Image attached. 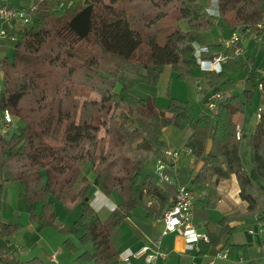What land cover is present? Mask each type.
<instances>
[{"label": "trees", "instance_id": "1", "mask_svg": "<svg viewBox=\"0 0 264 264\" xmlns=\"http://www.w3.org/2000/svg\"><path fill=\"white\" fill-rule=\"evenodd\" d=\"M74 1L82 4L58 17L28 7L30 25L17 31L12 57L0 59V112L9 111L22 124L8 135L0 134V214L9 182L23 187L19 199L38 231L66 233L54 204L77 203L80 222L72 231L81 245L92 244V252H82L74 262L123 264L114 235L129 213L142 209L147 219L160 220L175 196L176 185L144 173L149 157L165 160L163 129L173 126L201 162L187 189L195 196L194 218L204 222L207 246L220 245L229 261L239 255L248 262L251 245L243 241L240 228L253 224L264 229V107L249 138L248 160L240 154L242 134L237 137L234 119L258 87L264 105V75L251 69L246 79L250 89L221 93L226 70L243 69L246 63L242 56H230L221 43L206 41L213 17L199 0H55ZM216 7L231 33L260 36L256 27L264 0H216ZM202 45L207 50L201 60L227 56L220 72L201 73L212 95H218L212 114L193 116L188 102L174 98L161 109L154 99L131 92L135 84L156 85L164 74L174 73L179 80L191 77L199 67L196 47ZM232 175L245 212L225 213L211 222L208 212L221 199L218 184ZM95 191L115 195L114 210L95 211L89 202ZM20 229L18 220H0V264H42L38 258L24 263L16 259L17 248L9 239ZM63 244L75 249L68 239Z\"/></svg>", "mask_w": 264, "mask_h": 264}, {"label": "rangeland", "instance_id": "2", "mask_svg": "<svg viewBox=\"0 0 264 264\" xmlns=\"http://www.w3.org/2000/svg\"><path fill=\"white\" fill-rule=\"evenodd\" d=\"M201 1L204 4L206 3V0H201ZM18 2L22 6H27V7L36 6L37 8L48 10L52 17H58L66 8L68 7L75 8L82 1H74L72 4L64 3L62 5L61 3L55 2V0H39V1L18 0ZM212 29L215 30V28H212ZM254 34L255 33H252L250 37H253ZM224 35L226 36V33H224ZM223 38L226 39V37H223ZM246 41L247 40L245 39V42ZM246 49H247L246 50L247 54L236 55V58L241 57V56L243 57L242 64L246 63L244 68L226 70V73H228L231 78L225 84L228 90L243 91L244 87L247 89H250L251 87L250 82L246 80L247 73L251 69H254V68H257L258 73L260 72V70L264 69V37L262 39H260V36L257 39L253 38L252 41H249ZM5 51L7 52V50ZM11 51H12L11 49L8 51V55H10V57H12L11 55L13 54V52ZM230 56L232 55L230 54ZM247 57L251 59L250 61L253 64L250 63V61L247 63L246 61ZM197 68H200V67H197ZM198 82L200 83L202 88H205L204 87L205 83L203 81L201 80L194 81L192 79V76L184 80H179L176 78V75L174 73H171L169 76H166L164 74L161 76L159 82L156 85H146V84H141V83L135 84L132 86L131 92L140 98L149 97V98L154 99L157 103V106L161 109L165 108L168 105L170 98H174L179 101L188 102L191 106L192 115L196 116L197 113L202 109L201 108L202 102L200 100L201 94L199 91H197ZM2 87H3V81L0 76V90L2 89ZM117 89H120V86H118ZM229 93H231V91H229ZM261 100L262 99H261L260 93L255 91V93H253L251 97L250 104H248L247 108L245 109L246 112L244 111L243 113L244 123L242 126V130L241 128L239 129H240V132L242 131V134H243V136L240 139V153H241V156L244 158V160L249 159V158L248 159L246 158L248 157L250 153L249 138L255 128L257 113L259 111L260 103L262 104ZM205 108H206L205 111L207 113H210V111L207 109L208 106H205ZM17 126L18 127L22 126L20 121L18 122ZM13 127H14V124H13ZM163 140L166 142L168 146H169L168 143H171L172 147L173 145L174 147H177L182 142V133L173 126H167L163 129ZM155 165H156V162H154L153 159L148 161V164H147V167L144 173H150L155 179H157L156 174H155ZM56 171L59 174L63 172L61 168H56ZM186 179H187V176H186ZM94 196H96V194H94L93 197ZM93 197L91 196L89 197L90 198L89 202L91 203L92 206L94 205V207L99 206L98 201H94ZM106 197L109 198V196H106ZM56 204L60 205V207H56L58 224L61 228L67 231L66 233H61L60 231L54 228H42L39 231L37 230L38 226H35L34 228H29L30 223H29L28 211L27 209H25L26 207H24L22 203L18 206L19 211L24 214L22 215V218L19 220L17 216H15V219L14 217L10 216L8 223H12L18 220L19 223L24 225V228H21L10 238L11 244H13L15 247L16 246L18 247V251L20 253L16 251L15 257L21 263H24L25 261H28L32 258H39L42 261L41 262L42 264H76L74 262V259L76 258V256H78V254H80L84 250L92 251V244L88 242L84 245H81L78 242V237L75 236L72 231V227L74 223L80 222V215H81L80 206L77 203L63 205L61 203L55 202V205ZM6 206L4 209H6ZM107 207H110V205ZM7 211H9L8 214L11 215V211L10 210H7ZM215 212L218 214V217L221 216L218 211H215ZM103 213L106 214V212H103ZM216 213L213 214L214 217ZM130 217L132 218L130 223L125 222L119 228L118 233L114 235L117 249H119L120 252L123 250L121 247L122 244L128 243V239L130 237L131 238L133 237L135 239V236H132V234L134 233V231L131 230L132 227H134L135 230H138L137 232L139 231L144 232L145 229L148 232H150L151 230L152 231L155 230L154 221L146 218L144 210L136 209L133 211V213L130 214ZM196 223L199 226L202 225L201 221H197ZM259 229L260 228L258 227L255 233H259L260 232ZM242 231H243V228L240 230L241 235H242ZM171 237L172 235H168L165 238H163V241L165 242L167 240H170ZM65 239H68L74 245L75 251L74 250L71 251L66 245L63 244ZM202 248H204V246H202ZM55 252H57L56 262L51 263L49 261V257ZM209 257L211 258L212 256H209ZM163 263L164 264H178V258L172 254L171 256L166 257L163 260ZM213 263L214 264H225V261H221L220 259H215ZM132 264H144V262L142 260L132 261Z\"/></svg>", "mask_w": 264, "mask_h": 264}, {"label": "crops", "instance_id": "3", "mask_svg": "<svg viewBox=\"0 0 264 264\" xmlns=\"http://www.w3.org/2000/svg\"><path fill=\"white\" fill-rule=\"evenodd\" d=\"M8 1L11 5H13L15 7H24V6L20 5L18 0H8ZM199 2L205 7V10L208 8H212L209 10L211 13H214L213 7H215V5H216V0H206L205 4L201 0H199ZM72 3L73 2H71L70 4H72ZM81 4H82V2L78 6H80ZM212 19L214 22L212 28H215V30H213L211 28L209 31L204 33L206 41L209 43H213V42L220 43V40L228 39L229 36L231 35V31L225 27L224 23L219 19L218 16H214ZM184 27L186 28L185 24H184ZM224 33H226V36L224 35ZM251 35H252V33H250V34L241 33L242 45L244 48V53H243L244 55L247 54L246 48H247L249 41H252L253 38L257 39L255 34L253 37H250ZM223 37H226V39ZM263 37H264V31L260 33V39H262ZM245 39L247 40L246 42H245ZM14 43H15V41H12L10 39H4V40L0 41V59L5 58V57L11 58L10 55H8V51L11 49L12 50L11 52H13ZM5 50H7V52ZM232 56H236V55H232ZM247 58H249V57H247ZM242 59H243V57H242ZM222 68H223V64L221 65V70H222ZM217 69H218V67H217ZM255 69L257 70V68H255ZM191 72H192V79L194 81L195 80H201L205 83V85H204L205 88H202V86L198 82L197 83V91H199L201 94L200 100L202 102V106H201L202 109L199 112H206L205 106H208V97L212 96V94H213L212 89L207 87L205 80L201 77V73L203 72L201 70V68L193 69ZM258 74L260 77H262L264 75V69L260 70V72ZM0 76H1V78L3 77V71H2L1 67H0ZM230 79H231L230 75L227 73V81ZM225 84H222L220 86L221 91H222L221 93L236 94V93L242 92L240 90H233V91L228 90L226 88ZM245 89H247V88L244 87L243 90H245ZM229 91H231V93H229ZM256 91L259 92V87L257 88ZM233 92H235V93H233ZM205 100H206V102H205ZM263 107H264V105H262L260 103L259 109H261ZM207 109L210 111V113H207V112L206 113L212 114L213 111L209 107ZM243 113L238 114L237 116H235V119H234L235 123L237 124V126L239 128H241V130H242V126L244 123V118H243L244 114ZM18 122H19V120L17 118L13 117V124H14L13 129L16 130L17 128H19L17 126ZM256 123H257V117H256ZM256 123H255V125H256ZM240 133L242 134V131ZM242 136H243V134L241 135V137ZM185 139L186 138H185L184 134L182 133V142L177 147H174V145L172 147L171 143H168L169 144L168 150H174V151H177L179 153V155L176 159V162H175L174 172L172 174L173 182L171 183V185L177 186L178 183H184L185 187L191 188L192 186L190 185L189 182H190L192 176L194 175V173L201 166V162L196 161L191 154L186 153L185 150L187 147L185 146ZM246 158L248 159L249 155ZM151 159H153L154 162H156V160H157L154 157H149L148 161H150ZM188 174H189V176H188ZM186 176H187V179H186ZM87 177L90 180L93 178L91 171H89L87 173ZM194 189L196 192V188H194ZM22 190H23V187L18 185L15 182H9L5 185V189H4L3 195H2V211L0 214V220L9 222L10 216L14 217V219H15V216H17V218L19 220L22 218V215H24V214L19 211V207H18L22 203V202H19V201H21L19 199V194L22 192ZM217 191L220 194L221 199H220V201H218L217 206L213 210H210L208 212L209 221L216 222V221L220 220L221 217L223 216V214H225V213H231L234 211L245 212L246 204L239 199V195H238L239 187L237 184L236 177L234 175H232L230 177V179L220 182L218 184ZM94 194H96V196H94L93 199H94V201H98V205H99V206H95V207H94V205L92 206L95 209V211L97 210V212H98L102 209H106V210H110V211L114 210V208L117 204V197L115 195L109 196V198H111V199H109L108 197L104 196L99 191H95ZM97 195H98V197H97ZM6 204H7V206H6ZM109 205H110V207H107ZM5 206H6L7 210L11 211V215L8 214L9 211L4 209ZM54 206H55V212L57 214L56 207H60V205L54 204ZM24 207H26V206L24 205ZM97 207H98V209H97ZM25 209H27V208H25ZM215 211H218L221 216L218 217V214ZM131 213H133V211L130 212L128 215V218L126 220V222H128V223H130V221L132 219L130 217ZM214 213H216L215 217L213 216ZM160 220L154 221V223H155L154 229L155 230H153V231L151 230L150 232H148L146 229L144 232H141V231L137 232L138 230H135L134 227H132L131 230L134 231L132 236H135V239L133 237L132 238L130 237L128 239V243L122 244L121 247L123 250L120 252L118 249L119 259H120V254H122L128 250L131 252H135L138 249H140L142 246L148 245L152 241H155L158 238H160V231L162 229V223ZM195 221L196 220L194 218V224H195L197 230L200 232H206V229L204 227V222H201L202 225L199 226ZM29 223H30L29 228H34L35 226H37L36 224L31 223L30 221H29ZM19 224H21V223H19ZM258 227L260 228L259 225L248 224L243 228V231H242L241 237H242L243 241L245 243L251 245V248L248 250V256H249L248 262H242L239 255L236 256L235 261H229L228 259H220V260L225 261V264H263V262H262L263 252H261L260 244L262 242H264V229L260 228L259 229L260 232L255 233L256 229ZM21 228H24L23 224H21ZM241 229L242 228H240V230ZM249 229L253 230L254 234H249L247 231ZM168 235H172L171 239L164 242L163 238H165ZM168 235L161 238V249L163 251H165V253L167 254V257L171 256L172 254L175 255L178 258V264H206L209 260H212L211 258L214 257L216 253L222 251L220 245H218L216 247H208L206 244H202V243L195 244L192 249L188 250V249H186L185 243H184L181 236H179L176 233H172V234H168ZM251 236H252V238H251ZM9 241H10V239H9ZM202 246H204V248H202ZM16 248L18 251L17 246H16ZM85 251L86 250H84L82 252H85ZM86 252L91 253L92 251L87 250ZM18 253H20V252L18 251ZM209 256H212V257L210 258ZM139 260L143 261L142 258H140V259H132L131 258L130 264H132V261H139ZM214 260H213V262H214ZM159 263L164 264L163 261H159L157 264H159Z\"/></svg>", "mask_w": 264, "mask_h": 264}, {"label": "built area", "instance_id": "4", "mask_svg": "<svg viewBox=\"0 0 264 264\" xmlns=\"http://www.w3.org/2000/svg\"><path fill=\"white\" fill-rule=\"evenodd\" d=\"M39 1V0H35ZM62 5V4H61ZM208 8L205 10L206 14L211 17L218 16L217 7L213 8L214 13H211ZM28 7H15L9 4L8 0H0V41L10 39L15 41L16 33L20 28L30 25L31 20L28 14ZM259 33L264 31V12L262 21L257 25ZM250 34L249 31L245 32ZM244 34V33H243ZM220 43L230 51L232 55L244 53L242 46V39L240 32H233L226 40H220ZM207 50L206 45L197 46L195 56L199 60V67L202 71H221V65L227 60V56L220 54L212 61H204L200 59V54ZM218 67V69H217ZM218 95L208 97V107L213 111L215 108V100ZM13 129V116L5 110L0 113V134L8 135ZM237 137L240 138V129L238 128ZM186 153L190 154V149L186 148ZM179 153L174 150H167L165 152V160L157 159L155 166V174L157 181L160 183L171 184L172 174L174 172L175 162ZM194 194L182 185H177L175 196L172 200L171 206L164 213L161 218L162 229L160 231V238L152 241L148 245L142 246L135 252L126 251L120 254V261L123 264H130V259L142 258L144 264H157L163 261L167 254L161 249V238L168 234L176 233L182 237L186 249H192L195 244H209L210 239L206 232L197 230L194 224ZM249 234H254L253 230H247ZM261 252H263L262 262L264 264V242L260 244ZM57 252L50 255L49 260L51 263L56 262ZM227 252L221 251L212 257L206 264H213L214 259H226Z\"/></svg>", "mask_w": 264, "mask_h": 264}]
</instances>
